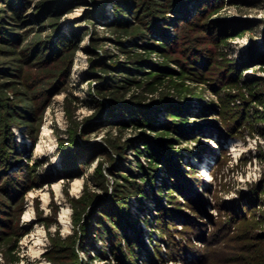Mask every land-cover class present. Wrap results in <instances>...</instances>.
I'll use <instances>...</instances> for the list:
<instances>
[{
    "label": "rangeland",
    "instance_id": "obj_1",
    "mask_svg": "<svg viewBox=\"0 0 264 264\" xmlns=\"http://www.w3.org/2000/svg\"><path fill=\"white\" fill-rule=\"evenodd\" d=\"M4 1L0 264H264V0Z\"/></svg>",
    "mask_w": 264,
    "mask_h": 264
},
{
    "label": "trees",
    "instance_id": "obj_2",
    "mask_svg": "<svg viewBox=\"0 0 264 264\" xmlns=\"http://www.w3.org/2000/svg\"><path fill=\"white\" fill-rule=\"evenodd\" d=\"M186 1L187 0H178V2L177 3H175L174 5L177 7V6H180V7H182L185 3H186ZM5 2V6L7 7V9L8 10H10L11 12L13 11V13L15 14V15H19L18 13H17V10L18 9H20V7H21V5H22V3L20 2V0H5L4 1ZM152 12H156L157 13V11L155 10V9H152L151 10ZM20 16V15H19ZM156 28L158 29V27L156 26ZM149 29L151 30V31H153V32H157L156 31V29L154 28V24H152V22H151V24L149 25ZM3 30V29H2ZM54 31H57L55 28L53 29ZM0 35H2L1 37H2V39L4 40V41H9L10 39H7L6 38V36H8V35H5V34H0ZM60 40V41H59ZM59 40H58V43L57 42H49V46H48V48H46V51H56L57 53L55 54L56 55V59L59 57V59H61V55L62 54H60L59 52H62L63 51V47L60 45V43H63V42H61L63 39L62 38H59ZM56 45V46H55ZM47 46V45H46ZM46 46H44V48L46 47ZM53 47V48H52ZM151 47L152 48H159V49H163V46L162 45H159L158 43H151ZM38 49V48H37ZM48 49V50H47ZM31 51H35V48H34V46L31 48ZM55 53V52H54ZM54 55V56H55ZM191 65H194V67L195 68H197V63H198V61L197 60H192V62H189ZM241 65H243L242 63H241ZM188 68H190V66H187ZM66 69L67 68H65L62 72H58L57 74H55V76L54 75H52L53 77V79L52 80H54L53 82H52V84L53 83H55V82H57L59 79H60V76L61 75H63V74H65L66 73ZM198 69V68H197ZM227 95H229V94H227ZM169 117H170V119H171V122H169L170 124L172 123H174L173 121L175 120V121H179V122H182V121H185V117L184 116H181V114H179V113H175V112H169L168 114H167ZM179 124L180 123H178L177 125H174V126H166L167 128H164V129H168V130H171V131H177V127L176 126H179ZM169 127V128H168ZM172 127V128H171ZM174 127V128H173ZM6 134V135H5ZM1 141H2V143H0V160H2V154L3 153H5V152H8L11 148H12V141H11V139H10V135H9V133H5V129H4V131H3V135H2V137H1ZM219 143V142H218ZM219 145H220V143H219ZM146 148L147 149H150V150H147L148 151V154H150L148 157H152L155 161H158L157 159H156V156H155V154L153 153V151L154 150H152L151 148H148L147 146H146ZM91 158H89L88 159V162H90V161H92V160H90ZM94 173H95V175L96 174H98V177H100L102 180H103V175L98 171V168L96 167L94 170ZM2 175H4V174H2ZM84 198H80V199H78L77 200V202L76 203H78V206H79V209H80V212L81 213H83L82 214V216L81 217H85V215H86V212H85V207L87 206L86 204H87V201L89 200V199H85V200H83ZM105 212H107V211H105ZM108 215V214H107ZM110 215V214H109ZM84 223V222H83ZM79 224V225H81V226H83L84 224Z\"/></svg>",
    "mask_w": 264,
    "mask_h": 264
},
{
    "label": "bare ground",
    "instance_id": "obj_3",
    "mask_svg": "<svg viewBox=\"0 0 264 264\" xmlns=\"http://www.w3.org/2000/svg\"><path fill=\"white\" fill-rule=\"evenodd\" d=\"M47 129V128H46ZM49 134V133H48ZM211 146H215L216 144L215 143H211ZM240 148V147H239ZM243 148V147H242ZM47 149V148H46ZM241 149V148H240ZM43 150V148L41 147V145H37L36 149H35V152L36 153H39ZM48 150V149H47ZM238 149L237 147H235L233 144L231 145V151L232 152H236ZM44 151V150H43ZM51 151V150H50ZM237 153V152H236ZM199 176L203 179L204 182L206 181H209L211 179L209 173H207V168H206V165L203 164V166H201V169L199 171ZM79 183H80V180L79 179H76L72 182V186H71V191H73L75 193V191H77L78 187H79ZM59 186H60V183L59 182H54L52 184V187L51 189H54L56 191V193H58V190H59ZM41 199L42 201H46L47 199V194L46 192L43 193L41 195ZM32 218L30 212H29V208L26 210L25 214H24V217L23 219L26 221H30ZM67 207H63L59 213V217H58V221L62 224H66L67 223ZM64 226V225H63ZM41 231L40 230H37L35 233H32L30 235V240L31 242H33V245L31 247V250L34 251L33 253H36L38 252V246L41 244ZM40 252V251H39Z\"/></svg>",
    "mask_w": 264,
    "mask_h": 264
}]
</instances>
